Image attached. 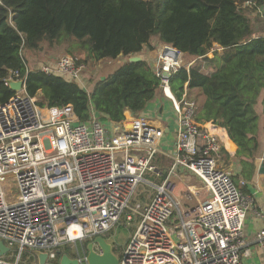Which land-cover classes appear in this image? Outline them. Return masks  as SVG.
<instances>
[{
  "label": "built area",
  "instance_id": "obj_1",
  "mask_svg": "<svg viewBox=\"0 0 264 264\" xmlns=\"http://www.w3.org/2000/svg\"><path fill=\"white\" fill-rule=\"evenodd\" d=\"M191 65L166 44L152 65L177 116L171 152L159 148L164 128L143 118L107 128L94 117L82 123L70 105H39L18 73L3 80L6 87L9 81L23 85L0 104V241L14 255L7 260L6 252L0 264H25L22 254L35 251L54 262L63 245L103 236L132 215L139 222L119 264H241L249 252L242 227L252 200L221 167L219 140L195 122L185 89L179 100L170 89L171 75ZM32 70L74 81L86 66L65 54L52 64L27 67L26 75ZM162 160L169 162L165 168L157 164ZM146 174L157 183L144 181ZM186 175L198 185L176 182ZM141 182L152 186L153 195L145 205H132ZM256 240L264 241V227Z\"/></svg>",
  "mask_w": 264,
  "mask_h": 264
},
{
  "label": "trees",
  "instance_id": "obj_2",
  "mask_svg": "<svg viewBox=\"0 0 264 264\" xmlns=\"http://www.w3.org/2000/svg\"><path fill=\"white\" fill-rule=\"evenodd\" d=\"M243 1L254 7L238 8ZM262 6L264 0H0V104L15 94L3 80L18 73L26 94L38 97L39 105H70L79 122L94 116L106 128L123 120L125 111L138 114L159 94V78L147 62L125 63L87 93L60 76L37 70L26 75L22 52L65 45L66 54L87 67V61L152 50L157 40L201 60L171 75L174 97L181 99L185 88L201 91L205 99L195 120L224 127L238 156L253 161L259 149L258 104L264 115V37L253 38L250 10ZM213 44L225 50L223 66L206 75L200 66L209 62ZM25 258L37 264L32 252Z\"/></svg>",
  "mask_w": 264,
  "mask_h": 264
},
{
  "label": "crops",
  "instance_id": "obj_3",
  "mask_svg": "<svg viewBox=\"0 0 264 264\" xmlns=\"http://www.w3.org/2000/svg\"><path fill=\"white\" fill-rule=\"evenodd\" d=\"M239 5V4H238ZM260 14V21L255 22L254 16L252 14V28L254 30L253 38L256 36L264 37V6L257 9ZM66 47L65 45H62ZM59 47L49 48L43 45L40 51H37V54L44 56V60L40 64H50L54 63L59 55L65 51ZM64 50V51H63ZM61 51V52H58ZM224 49L219 47L216 44H213L210 51L206 54L209 62H201L200 69L206 75L211 74L214 70H220L223 66V54ZM48 53V54H47ZM60 53V54H59ZM47 54V55H46ZM83 55V54H82ZM141 60L147 62L151 68L156 58V53L152 44V50L143 49L142 52L138 55ZM186 57L187 61H191L192 65L196 61H201L197 58ZM129 58L119 57L116 60H100V61H87L86 70L82 73H79L78 78L74 80L82 89L87 93L91 92L93 84L95 81L103 79L108 75L112 74L120 66L128 62ZM33 66V65H32ZM35 67L31 68L34 69ZM66 81L71 82L72 80L65 79ZM186 98L193 102L195 105V114L194 120L197 112L200 110L203 102L204 96L201 91L196 89L187 90L185 88ZM256 111L259 117L258 120V131H257V140L259 142V149L254 160L245 158L244 156H238V147L231 141L227 130L224 127H219L212 122H195L199 124L204 130H207L210 134H213L218 138V143L220 146L219 152V162L221 167L226 170L232 180L235 182L237 189L245 196L249 197L252 200L251 206L249 207L245 219L243 221L242 227V238L246 243V247L249 252L246 256H241V264H264V241L260 242L256 240L257 233L264 227V172H259V167L261 164H264V115L262 107L260 104L256 106ZM131 116L140 117L145 119L147 122L154 124L159 127L164 128V136L161 141L164 145V149L171 152L175 146V138L177 132V116L173 110L171 101L165 98L161 91L155 97L153 101L148 103L144 110L138 114H132L129 111L124 112V118H130ZM94 117V116H91ZM95 118V117H94ZM112 125V122L107 124V127ZM106 127V128H107ZM233 146V147H232ZM165 150V151H166ZM253 164L254 169H250L249 164ZM165 168V167H164ZM163 168V169H164ZM166 170L164 169L163 172ZM165 175V173H163ZM161 180H158L160 182ZM186 181L187 184H197L195 179L192 176H184V179L181 181L177 179L178 184H183ZM198 185V184H197ZM182 187L179 186V189ZM204 199V196H202ZM189 205H193L194 201L188 202Z\"/></svg>",
  "mask_w": 264,
  "mask_h": 264
},
{
  "label": "rangeland",
  "instance_id": "obj_4",
  "mask_svg": "<svg viewBox=\"0 0 264 264\" xmlns=\"http://www.w3.org/2000/svg\"><path fill=\"white\" fill-rule=\"evenodd\" d=\"M252 14H255V16L253 17L254 21L259 22L260 21V14L258 13L257 9L256 10H254V9L250 10V17L252 16ZM152 44H153V47H154V50L156 53V58H157V55L160 51L162 44L159 43L157 40H153ZM44 46L47 47V44H44ZM60 48L65 49V47H63V46ZM23 52H22V54H24V58L26 60L27 67H29V68L37 67L40 64V62H42L44 60V58H46L44 56H41V54H39L40 52H43V51H40L38 54H37V52H29V51H23ZM58 52H61V51H58ZM65 54H66V52L64 51L59 56L65 55ZM156 58H155V60H156ZM50 64H52V63H50ZM151 65H153V63H151ZM159 148H161L163 151L166 150V149H164L163 143H161L159 145ZM168 163L169 162L167 160H162L161 162H159L157 164L159 165V167H162V166L165 167L168 165ZM144 181H151L152 183H157V179H155L153 176H150V174H146L144 176ZM152 195H153L152 186L145 183V182H141L135 190V193L132 197L131 204L132 205H135V204L145 205L149 201V199L147 197L150 196V198H151ZM132 217H133V220L131 222L127 223L125 221V217L123 216L116 226L111 228L108 232H106L102 236L106 240V242L112 246V248L114 249L115 255L118 258H120V256L122 255L123 250L125 249L127 243L129 242V240H130L132 234L134 233V231L137 227V224L139 222L138 218L135 215H132ZM82 244H83V242L82 243L77 242L75 245L65 244L60 248V252L64 251L69 256L77 257L79 255L81 257L83 253H82L80 246ZM9 256L14 258L13 252L7 251L4 258H6L7 260H11L12 258H9ZM24 258H25V252L22 254L21 259L23 260V262L25 264H27L26 262H27L28 258H25V259ZM52 263H55V262H52Z\"/></svg>",
  "mask_w": 264,
  "mask_h": 264
},
{
  "label": "water",
  "instance_id": "obj_5",
  "mask_svg": "<svg viewBox=\"0 0 264 264\" xmlns=\"http://www.w3.org/2000/svg\"><path fill=\"white\" fill-rule=\"evenodd\" d=\"M140 57L133 56L128 59V62H138ZM169 76L168 73H163ZM22 81H9L8 88L13 92H18L22 89ZM264 159V158H263ZM259 172H264V164L259 167ZM86 243L85 248L83 244L80 246L82 250V256L79 255L76 258H70L67 254H61L59 252V257L56 263L47 261V254L35 251L33 255L36 257L37 264H119V258L112 252V246L106 242L102 236H97L92 240L84 242ZM8 251L0 241V256L4 255Z\"/></svg>",
  "mask_w": 264,
  "mask_h": 264
},
{
  "label": "flooded vegetation",
  "instance_id": "obj_6",
  "mask_svg": "<svg viewBox=\"0 0 264 264\" xmlns=\"http://www.w3.org/2000/svg\"><path fill=\"white\" fill-rule=\"evenodd\" d=\"M58 256H59V255H58ZM70 258H73V259H74V258H76V257H74V256H70ZM57 260H58V259H56L54 262L56 263Z\"/></svg>",
  "mask_w": 264,
  "mask_h": 264
},
{
  "label": "bare ground",
  "instance_id": "obj_7",
  "mask_svg": "<svg viewBox=\"0 0 264 264\" xmlns=\"http://www.w3.org/2000/svg\"><path fill=\"white\" fill-rule=\"evenodd\" d=\"M213 135V134H212Z\"/></svg>",
  "mask_w": 264,
  "mask_h": 264
}]
</instances>
